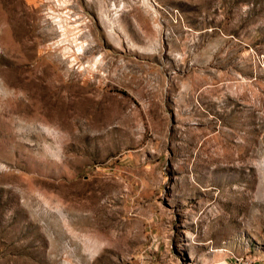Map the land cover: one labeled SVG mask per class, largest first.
Listing matches in <instances>:
<instances>
[{
  "label": "rangeland",
  "instance_id": "obj_1",
  "mask_svg": "<svg viewBox=\"0 0 264 264\" xmlns=\"http://www.w3.org/2000/svg\"><path fill=\"white\" fill-rule=\"evenodd\" d=\"M0 264H264V0H0Z\"/></svg>",
  "mask_w": 264,
  "mask_h": 264
}]
</instances>
